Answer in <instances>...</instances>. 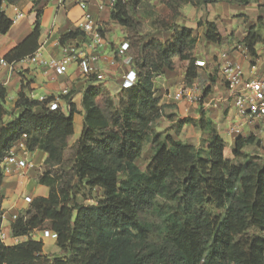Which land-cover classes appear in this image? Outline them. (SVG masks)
<instances>
[{
  "label": "trees",
  "instance_id": "obj_1",
  "mask_svg": "<svg viewBox=\"0 0 264 264\" xmlns=\"http://www.w3.org/2000/svg\"><path fill=\"white\" fill-rule=\"evenodd\" d=\"M18 1L0 0V34L11 25L3 5ZM160 1L168 9L160 26L171 33L163 43L135 42L136 26L127 4H118L111 13V22L126 31L138 82L111 97L104 83L90 80L82 95L83 129L67 160L64 153L77 113L69 96H62L68 102L64 114L61 109L46 108L52 98L40 103L21 92L15 103L20 113L13 117L5 107L6 89L0 83V166L23 136L27 151L47 155L38 182L49 189L48 196L32 199L25 214L12 223V236L50 231L61 252L49 257L42 255V241L28 239L7 247L0 238V264H264V157L242 152L255 140L238 138L227 158L224 142L204 116L193 124L210 136V142L199 147L162 139L152 129L162 114L154 98V77L164 68L172 69L175 57L189 62L187 83L196 76L191 57L195 40L189 29L175 24L178 9L218 2L248 5L259 0ZM205 25L206 41L219 44L215 26ZM254 32L250 29L244 40L252 55ZM39 33L36 21L31 35L6 60L17 62L31 48L27 55L33 54ZM79 35L70 32L60 42ZM148 144L152 155L142 172L136 161ZM3 179L0 169V188ZM76 186L89 192L93 204L75 202ZM96 189L102 191V198ZM2 202L0 193V235Z\"/></svg>",
  "mask_w": 264,
  "mask_h": 264
},
{
  "label": "crops",
  "instance_id": "obj_2",
  "mask_svg": "<svg viewBox=\"0 0 264 264\" xmlns=\"http://www.w3.org/2000/svg\"><path fill=\"white\" fill-rule=\"evenodd\" d=\"M77 1L38 0L35 4L34 0H19L15 5H3V11L11 25L5 34H0V60L13 64L14 69L10 72L8 68L0 66V83L6 89L5 107L7 111L13 117L19 115L20 110L15 108V103L22 92L32 101H37L40 96L57 100L62 112L67 114L68 102L62 99L61 93L63 90H68L69 104L74 105L77 111L73 117V135L68 140L69 149L78 140L83 129L82 95L90 81L83 78L76 65L67 67L63 75H57L54 71L44 70L33 64L9 62L6 56L31 35L36 21L39 22L40 28L36 50L40 49L45 59L60 57V52L54 45L70 32H80L81 35L75 41L83 43L86 40L80 30L83 12L77 6ZM85 1L88 13L100 24L99 31H102L101 35L107 42L103 56L97 63V69L102 76L101 82L104 83L109 94L114 96L120 92L122 77L128 71L134 70L130 50L122 57L116 53L121 44H128L127 34L123 27L111 22V13L114 10L106 8L104 0ZM141 2L143 0H126L127 11L131 19H133L131 12L138 9ZM157 3V0H151V4L156 5ZM165 9V12L168 11L167 8ZM178 11L181 17L175 20V24L189 29L195 40L191 57L194 61H203L205 65L202 68L194 65L196 76L187 83L185 76L189 62L175 57L172 59V69L164 68L160 75L154 77V98L162 107V114L153 124V132L160 135L162 139L169 138L173 142L188 143L194 147L206 145L210 142V136L202 134L193 124L204 116L224 142V154H226V148L229 151L227 158L231 157L232 149L238 138L255 140L254 137H256L262 139L261 144H263L264 120L255 119L249 122L244 116L237 115L220 68L226 64L235 65L240 68L245 80H264V0L248 5L226 2L198 6L183 5ZM17 13L22 14V17L15 20ZM109 23L110 29L106 25ZM207 23L214 25L218 31L221 38L219 44L206 41L205 24ZM250 29H254L256 39L253 45V55L247 51L244 44ZM117 31L122 35V39L116 46L114 42L117 41ZM167 36L169 34L157 31L148 40L154 39L163 43L169 39L170 36L168 39ZM32 51L33 48L28 49L25 57ZM180 88H187L189 92L199 96L198 102L175 100L174 94ZM35 111L39 109L36 108ZM250 145L244 147L242 152ZM256 150L257 154L264 155L261 149L256 148ZM66 152L67 150L64 153V159ZM151 155L152 146L148 144L136 161V166L140 171L145 170ZM16 156L18 159L32 163L33 169L26 171L10 166L11 174L4 176L0 188L3 197L1 233L4 239L2 242L5 246L11 247L28 239L42 241V255H48L46 247L50 244L56 247L54 233L48 238H42L41 232H33L28 237H13L11 233L14 217L24 215L29 208L24 198L34 199L48 196L49 189L38 182L47 155L41 151H17ZM94 192L99 199L102 198V191L96 189ZM51 253L58 254L59 249L56 247V250Z\"/></svg>",
  "mask_w": 264,
  "mask_h": 264
},
{
  "label": "built area",
  "instance_id": "obj_3",
  "mask_svg": "<svg viewBox=\"0 0 264 264\" xmlns=\"http://www.w3.org/2000/svg\"><path fill=\"white\" fill-rule=\"evenodd\" d=\"M62 1V0H60ZM118 4L125 5L126 0H104V6L110 10H114ZM77 6L83 12L80 24V30L83 32L86 40L83 43H77L75 39L67 40L65 42H58L54 47L58 48L60 57L45 59L40 51L36 50L33 54L26 56L17 62L33 64L44 70L54 71L57 75H63L65 69L71 65H76L81 72V75L87 81L94 79L96 82L102 81V76L97 69V63L103 56L107 42L100 33V24L93 20L92 16L87 11V2L85 0H78ZM103 7V6H102ZM22 17V14L17 13L15 20ZM130 47L127 43H123L117 49V55L122 57ZM225 57V56H223ZM114 64V62H112ZM197 67H203V61H194ZM0 66L8 68L13 72V64H8L4 60H0ZM221 75L227 83L230 98L233 102V107L238 116H244L247 121L252 122L255 119L264 120V80H245L243 74L238 66L226 64L220 68ZM138 77L135 70L128 71L123 77L120 85V90H128L136 86ZM69 96L68 90H63L61 97ZM174 99L177 101L186 100L191 103H197L199 96H196L188 91L187 88H180L175 94ZM48 98L40 96L38 102L44 103ZM46 108L50 111L60 109L57 100H52L46 104ZM26 136H23L7 153L0 169L3 176L11 174L10 166H15L20 170H31L33 165L30 162L18 159L17 151L26 152L25 144ZM24 201L28 204L32 199L25 197ZM17 217H14V220ZM42 238H48L53 233L50 231L41 232ZM1 240L4 235L1 233Z\"/></svg>",
  "mask_w": 264,
  "mask_h": 264
},
{
  "label": "rangeland",
  "instance_id": "obj_4",
  "mask_svg": "<svg viewBox=\"0 0 264 264\" xmlns=\"http://www.w3.org/2000/svg\"><path fill=\"white\" fill-rule=\"evenodd\" d=\"M157 1H158V3L156 5H154V4H151V0H143V2H141V4L139 5L138 9H135L133 11L134 13L131 12L132 18H133L132 19L133 23L136 26V33L134 35L135 42H141L143 40L148 41L149 37L154 35L155 32H157V31L158 32H165V33L169 34V36L171 35L170 32L164 31L161 28L160 23H159L161 21L162 17H164L168 13V11L165 12V10H166L165 8H167V7L160 0H157ZM180 17H181V14H180ZM110 28L111 27L109 26V29ZM169 36H167V39ZM116 39H117V41L114 43L117 46L120 44L119 42L122 39V35L118 31L116 34ZM111 41H113V39H111ZM131 53H132V51L130 52V54ZM116 95H114V96L110 95V96L115 97ZM254 138H255L256 142H254V144L248 146L243 151V154L248 155V156H259L260 155V157L263 158L264 157L263 154H257L258 152L256 153V151H257L256 148H259L262 151H264V143L261 144L262 139L260 140V139H257L256 137H254ZM70 154H71V152H70V149L68 148L66 155H65V160H67L70 157ZM225 156L226 157L229 156V151L227 150V148H226ZM237 163L239 164L240 162L237 161ZM43 173H44V169L42 167L39 176H41ZM73 194H74V200L78 204L89 205V204L93 203L92 199H90L91 195L82 186H76L73 190ZM48 243H51V241H48ZM53 250H56V247L51 245V244L48 245L46 247V251H48L49 253L46 256L52 257V256H58L61 254L60 250H59L58 254H52V253L50 254V252Z\"/></svg>",
  "mask_w": 264,
  "mask_h": 264
}]
</instances>
